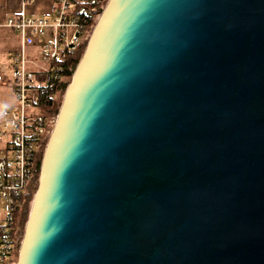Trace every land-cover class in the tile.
<instances>
[{
	"label": "water",
	"instance_id": "obj_1",
	"mask_svg": "<svg viewBox=\"0 0 264 264\" xmlns=\"http://www.w3.org/2000/svg\"><path fill=\"white\" fill-rule=\"evenodd\" d=\"M15 264H264V0L106 1Z\"/></svg>",
	"mask_w": 264,
	"mask_h": 264
},
{
	"label": "built area",
	"instance_id": "obj_2",
	"mask_svg": "<svg viewBox=\"0 0 264 264\" xmlns=\"http://www.w3.org/2000/svg\"><path fill=\"white\" fill-rule=\"evenodd\" d=\"M31 2L33 0H24ZM107 0H56L52 18L8 17L4 26L19 35L9 74L0 84L12 100L0 106V264H15L23 226L21 211L31 204L47 138L55 122L51 104L70 63L86 43Z\"/></svg>",
	"mask_w": 264,
	"mask_h": 264
},
{
	"label": "crops",
	"instance_id": "obj_3",
	"mask_svg": "<svg viewBox=\"0 0 264 264\" xmlns=\"http://www.w3.org/2000/svg\"><path fill=\"white\" fill-rule=\"evenodd\" d=\"M56 10V0H33L31 2H25L24 0H0V53L8 56L11 55L18 49L19 46V35L16 31L4 26V23L8 17H17L24 13L29 17H44L52 18ZM10 72V64L8 72L0 70V74L8 75ZM1 90L9 89L4 88L0 84ZM11 93V91H10ZM8 98L0 99V106L8 104ZM1 213L0 217L2 216Z\"/></svg>",
	"mask_w": 264,
	"mask_h": 264
},
{
	"label": "trees",
	"instance_id": "obj_4",
	"mask_svg": "<svg viewBox=\"0 0 264 264\" xmlns=\"http://www.w3.org/2000/svg\"><path fill=\"white\" fill-rule=\"evenodd\" d=\"M85 47V44L81 47V49L78 51V53L76 54V56L72 59V62L70 63L71 66V71H67L65 74V79L64 81L61 83L60 85V89L59 92L57 93V97L54 99L53 103L51 104V109L54 113L57 114L61 99H62V95L64 93L65 87L66 85L69 83L70 79H71V75L72 72L83 52V48ZM40 158H38V162L39 164L37 165V172L39 173V167H40ZM37 187V181L34 183L32 189H31V193L34 192L36 190ZM27 212H28V207L26 205V207H24V209L21 211V217H20V223L23 225L26 218H27ZM14 258H17V251H15L14 253Z\"/></svg>",
	"mask_w": 264,
	"mask_h": 264
},
{
	"label": "rangeland",
	"instance_id": "obj_5",
	"mask_svg": "<svg viewBox=\"0 0 264 264\" xmlns=\"http://www.w3.org/2000/svg\"><path fill=\"white\" fill-rule=\"evenodd\" d=\"M83 50H84V48H83ZM10 62H11V58L8 56L7 52L5 54L0 53V70L1 71L5 72V73L8 72ZM1 98L5 99V100L8 98V101H11L12 100V95H11L10 91H7V90L5 91V90H1L0 89V99ZM34 193H35V191L31 193V195H32L31 196V201H32V197H33ZM4 209H5V205H4L3 202H1L0 203V215L4 211ZM28 211H29V208H28ZM27 215H28V212H27ZM25 222H26V220H25ZM25 222L22 225L23 226V230H24ZM23 230H22V235H23Z\"/></svg>",
	"mask_w": 264,
	"mask_h": 264
}]
</instances>
